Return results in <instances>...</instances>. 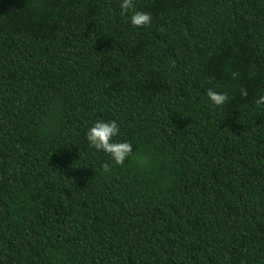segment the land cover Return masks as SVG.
<instances>
[{
  "label": "trees",
  "instance_id": "trees-1",
  "mask_svg": "<svg viewBox=\"0 0 264 264\" xmlns=\"http://www.w3.org/2000/svg\"><path fill=\"white\" fill-rule=\"evenodd\" d=\"M121 3L0 0V264H264V0Z\"/></svg>",
  "mask_w": 264,
  "mask_h": 264
},
{
  "label": "clouds",
  "instance_id": "clouds-1",
  "mask_svg": "<svg viewBox=\"0 0 264 264\" xmlns=\"http://www.w3.org/2000/svg\"><path fill=\"white\" fill-rule=\"evenodd\" d=\"M121 15H126L131 11V23L137 27L148 26L151 23V14L141 11H135L133 0H122L120 4ZM235 79L238 73H232ZM241 95L247 96V90L241 89ZM207 96L214 105H223L228 100L227 93H218L212 88L207 89ZM258 105H264V95L260 96L256 101ZM120 132L118 123L112 121H97L90 127L86 133L87 140L91 147L101 150L111 156L112 161L116 165L123 166L125 161L133 154V146L128 141L114 142L113 138ZM105 172L111 171L109 163L103 164Z\"/></svg>",
  "mask_w": 264,
  "mask_h": 264
}]
</instances>
